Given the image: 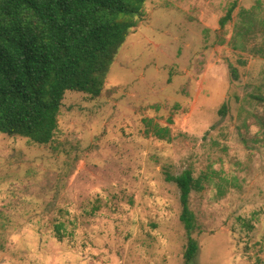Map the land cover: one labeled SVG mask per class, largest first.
<instances>
[{"label": "rangeland", "instance_id": "obj_1", "mask_svg": "<svg viewBox=\"0 0 264 264\" xmlns=\"http://www.w3.org/2000/svg\"><path fill=\"white\" fill-rule=\"evenodd\" d=\"M186 169L191 264H264V0H146L50 143L0 133V264H183Z\"/></svg>", "mask_w": 264, "mask_h": 264}, {"label": "trees", "instance_id": "obj_2", "mask_svg": "<svg viewBox=\"0 0 264 264\" xmlns=\"http://www.w3.org/2000/svg\"><path fill=\"white\" fill-rule=\"evenodd\" d=\"M146 0H0V133L38 144L52 140L66 91L101 94L114 59ZM233 3L220 18L224 26ZM176 184L186 231L184 263L198 243L189 196L197 181L189 169L165 174ZM62 223L55 226L60 238Z\"/></svg>", "mask_w": 264, "mask_h": 264}]
</instances>
